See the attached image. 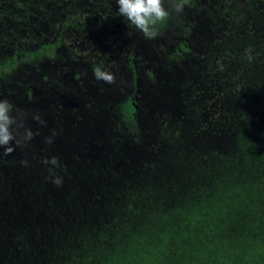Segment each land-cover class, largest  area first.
Masks as SVG:
<instances>
[{
	"label": "rangeland",
	"instance_id": "374dc122",
	"mask_svg": "<svg viewBox=\"0 0 264 264\" xmlns=\"http://www.w3.org/2000/svg\"><path fill=\"white\" fill-rule=\"evenodd\" d=\"M2 13L0 61L16 53L18 62L0 72V101L15 119L0 145V248L23 242L34 212L68 190H180L231 149L237 115L263 107L264 0H187L152 39L116 0H29ZM51 41L50 56L22 54ZM97 66L115 83L96 79Z\"/></svg>",
	"mask_w": 264,
	"mask_h": 264
},
{
	"label": "trees",
	"instance_id": "16d2710c",
	"mask_svg": "<svg viewBox=\"0 0 264 264\" xmlns=\"http://www.w3.org/2000/svg\"><path fill=\"white\" fill-rule=\"evenodd\" d=\"M28 1L0 0V16ZM57 44L22 54L50 56ZM17 62L16 53L3 58L0 72ZM262 105L237 115L231 149L198 166L180 190L160 194L137 182L103 196H51L23 242L0 248V264H264V94ZM133 111L127 101L125 118Z\"/></svg>",
	"mask_w": 264,
	"mask_h": 264
},
{
	"label": "clouds",
	"instance_id": "9594fccd",
	"mask_svg": "<svg viewBox=\"0 0 264 264\" xmlns=\"http://www.w3.org/2000/svg\"><path fill=\"white\" fill-rule=\"evenodd\" d=\"M116 2L119 15L127 19L145 38L152 39L158 34L157 25L167 20L171 13H182L187 0H170V10L165 8L164 0H116ZM94 74L98 80L109 84L115 83L114 74L100 66L94 69ZM10 111L8 102L0 101V145H7L13 139L10 129L15 119L10 115ZM30 135L29 133V138Z\"/></svg>",
	"mask_w": 264,
	"mask_h": 264
},
{
	"label": "flooded vegetation",
	"instance_id": "af4514ba",
	"mask_svg": "<svg viewBox=\"0 0 264 264\" xmlns=\"http://www.w3.org/2000/svg\"><path fill=\"white\" fill-rule=\"evenodd\" d=\"M139 92V90H136L135 92H134V94L132 95V97H130L129 99H128V101H129V103L132 105V107H133V112H132V117L134 118V115H135V111H136V109H137V104H136V101H137V93Z\"/></svg>",
	"mask_w": 264,
	"mask_h": 264
}]
</instances>
